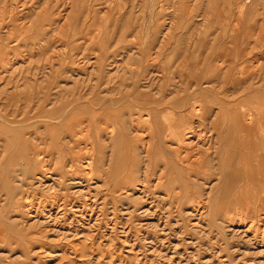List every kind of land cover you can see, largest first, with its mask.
<instances>
[{"label":"rangeland","instance_id":"374dc122","mask_svg":"<svg viewBox=\"0 0 264 264\" xmlns=\"http://www.w3.org/2000/svg\"><path fill=\"white\" fill-rule=\"evenodd\" d=\"M258 1L0 0V264H264Z\"/></svg>","mask_w":264,"mask_h":264},{"label":"bare ground","instance_id":"6f19581e","mask_svg":"<svg viewBox=\"0 0 264 264\" xmlns=\"http://www.w3.org/2000/svg\"><path fill=\"white\" fill-rule=\"evenodd\" d=\"M245 1H251V0H245ZM259 1H261V0H259ZM258 1V2H259ZM246 4V3H245ZM248 4V3H247ZM251 4V3H250ZM250 10V9H249ZM244 12V11H243ZM238 14H239V12H238ZM244 15V14H243ZM263 15V14H262ZM247 61V60H246ZM245 61V62H246ZM225 62V61H224ZM243 62V61H242ZM12 64V63H11ZM237 64H239V63H237ZM247 64V63H246ZM13 65V64H12ZM211 65V64H210ZM249 65V64H248ZM251 65V64H250ZM217 66V65H216ZM222 66H225V65H222ZM228 66H230V65H228ZM237 66H239V65H237ZM252 66V65H251ZM237 68V67H236ZM251 68V67H250ZM235 69V68H234ZM236 70V69H235ZM211 81V80H210ZM209 81V82H210ZM229 82V81H228ZM206 86V85H205ZM210 89V88H209ZM105 102V101H104ZM160 102V101H159ZM201 102V101H200ZM105 104V103H104ZM145 105H147V103L145 104ZM101 106V105H100ZM112 106V105H111ZM151 106V104H149V105H147V108L148 107H150ZM191 106V105H190ZM170 107V106H169ZM65 108V107H64ZM63 108V109H64ZM75 108V107H74ZM73 108V109H74ZM193 108V107H192ZM205 108H206V105H205ZM67 109V108H66ZM64 110V111H61V115L64 117V116H66V113H67V110ZM193 110V109H192ZM144 111V110H143ZM161 111V110H160ZM195 111V110H194ZM105 112V111H104ZM201 112V111H200ZM55 113V111H54V109L52 110V114H54ZM71 113V112H70ZM106 113V112H105ZM145 113H148V115L147 116H145V120L146 121H143L142 123H140V124H138V125H140L141 127H150V124L152 125L154 122H155V120H157L158 118H160V117H163L165 114L164 113H160V112H154V111H151V109L150 110H145ZM160 113V114H159ZM190 113H192V112H190ZM203 113H204V111H203ZM107 114V113H106ZM136 114V113H135ZM141 114V112H138V114L137 115H140ZM176 114V113H175ZM174 114V115H175ZM194 114V113H193ZM197 114V113H196ZM199 114H201V113H199ZM145 115V114H144ZM192 115V114H191ZM198 115V114H197ZM204 115V114H203ZM209 115V114H208ZM207 115V116H208ZM61 116V117H62ZM158 116V118L156 119V117ZM193 116V115H192ZM196 117V116H195ZM0 118H2L3 120L6 118H4V117H0ZM83 118V117H82ZM81 118V119H82ZM216 118V117H215ZM78 119H80V118H78ZM141 119V121H142V119H143V117L142 118H140ZM162 119V118H161ZM172 120H167L166 121V126L167 127H169V128H171V127H177V128H179V130H180V133H182L180 136H179V141H178V145H179V149H181V147H183L182 146V144L185 142V141H188V140H190V139H194L196 136V132H195V129L194 128H191V130L188 132V133H185L186 131V129H188L187 128V123L186 122H183V120H187L188 118L187 117H181L180 118V120H178L177 119V117L176 118H171ZM207 119V118H206ZM8 120V119H7ZM60 120V119H59ZM160 120V119H159ZM175 120H177V121H175ZM8 121H10V120H8ZM8 121H7V123H8ZM62 121V120H61ZM105 121H107V120H101V121H99V122H101L102 124L103 123H105ZM136 121H140V120H136ZM199 121V120H198ZM241 122H242V120H240ZM5 122H6V119H5ZM59 122V121H58ZM66 122V121H65ZM160 122V121H159ZM159 122L157 121L156 122V124L157 125H159ZM201 122V121H200ZM4 123V122H3ZM14 123V122H13ZM164 123V122H163ZM243 123V122H242ZM241 123V124H242ZM2 124V123H1ZM12 124V121L11 122H9V125H11ZM79 124V123H78ZM15 125V124H14ZM154 125V124H153ZM161 125V124H160ZM163 125V124H162ZM249 125V124H248ZM8 126V125H7ZM156 126V125H155ZM242 126V125H241ZM4 127H5V125H4ZM12 127V126H11ZM76 127V126H75ZM157 127V126H156ZM244 127V126H243ZM62 128V127H61ZM249 128V127H248ZM105 129V128H104ZM151 129V130H150ZM150 129H148L147 131H148V133L150 134L151 133V138H149L148 140H147V142H145V144H142V148H147V149H145L147 152H150V149L152 150V148H153V146L155 145V141H156V139H157V137H156V133H154L153 131V129H154V126H153V128H151L150 127ZM162 129V128H161ZM243 129V128H242ZM164 130V129H163ZM2 131H3V129H2ZM7 131V130H6ZM75 132V131H74ZM4 133V132H3ZM5 133H7V132H5ZM162 134V133H161ZM165 134V133H164ZM77 135V134H76ZM146 136V135H145ZM176 136V135H175ZM78 137V136H77ZM146 137H148V136H146ZM162 137H163V135H162ZM10 138V136H7V140ZM141 139H143L142 137L141 138H137V139H135V143L136 144H132V146H133V148H135V149H139V140H140V142H141ZM175 139V138H174ZM158 140V139H157ZM165 142H167L169 139H167V137H165ZM176 140V139H175ZM163 141V140H162ZM125 142V141H124ZM154 142V143H153ZM158 142V141H157ZM176 142H177V140H176ZM190 142V141H189ZM194 142V141H193ZM220 142V141H219ZM46 143V142H45ZM130 142L129 141H127V143L126 144H128V146L130 147V145L131 144H129ZM191 144H192V142H190ZM158 144V143H157ZM161 144V143H160ZM196 144V143H195ZM221 144V143H220ZM162 145H163V142H162ZM159 147H161L160 145H159ZM232 147V146H231ZM230 147V148H231ZM4 148V147H3ZM131 148V147H130ZM177 148H178V146H177ZM185 148V147H184ZM47 149V148H46ZM121 149V148H120ZM154 149H155V147H154ZM162 149V148H161ZM183 149V148H182ZM217 149H219L220 150V148H217ZM232 149V148H231ZM237 149V148H236ZM129 150V149H128ZM165 150V155L166 156H164L165 157V160H167L168 161V159L169 160H172V158L174 157L173 156V153H172V150L171 149H164ZM184 150H186V149H184ZM218 150V151H219ZM222 150V149H221ZM121 151V150H120ZM217 151V150H216ZM223 151V150H222ZM226 151V150H225ZM260 151H262L263 152V147H262V145H261V147H260ZM48 152V151H47ZM155 152V151H154ZM178 152V151H177ZM182 152V151H181ZM146 153V152H145ZM161 153V152H160ZM159 153V154H160ZM221 153V152H220ZM227 153V152H226ZM239 153V152H238ZM48 154V153H47ZM218 154H219V152H218ZM228 154V153H227ZM227 154H226V157H227ZM262 154V153H261ZM41 155V154H40ZM46 155V154H45ZM139 155V154H138ZM144 155H147V154H144ZM175 156H177V155H179L178 153H177V155L176 154H174ZM229 155V154H228ZM238 155V154H237ZM42 156V155H41ZM49 156V155H48ZM48 156H46L47 157V159L45 160L44 159V157L42 158L43 160H45V161H50V160H48ZM162 156V155H161ZM181 156V155H180ZM209 156H210V154H209ZM224 156V155H223ZM235 156V155H234ZM45 157V158H46ZM151 157H153V156H151ZM127 158H128V155H127ZM180 158V157H179ZM239 158V157H238ZM238 158H237V160H238ZM153 159V158H152ZM207 159V158H206ZM173 160H175V159H173ZM220 160V159H219ZM222 160H223V158H222ZM129 161V160H128ZM152 161V160H151ZM240 161V160H239ZM239 161H235V160H233V162H232V160H231V162L230 163H228L227 165H224V166H226V168H230V170H232V168L236 171V173L234 174L235 175V178L236 179H240L241 178V180H242V178H244V176H245V174L246 173H248L249 171H250V169L248 170V168H252V165H251V163L250 162H248L247 160H243V162H244V165H243V168L242 167H240L239 166ZM162 162H164L163 160H162ZM41 163H42V161H41ZM41 163H39V165L41 164ZM51 163V162H50ZM149 163V162H148ZM179 163V162H178ZM207 163H209L208 162V160H207ZM259 163V162H258ZM261 163V162H260ZM168 164H169V161H168ZM224 164H225V162H224ZM240 164H241V162H240ZM181 165V164H180ZM255 165H258L257 163L255 164ZM42 166H43V164H42ZM49 166V165H48ZM51 166V165H50ZM150 166V165H149ZM166 166V165H165ZM169 166V165H168ZM177 166V165H176ZM223 165H221V167H222ZM147 167H148V165H147ZM171 167V166H170ZM172 167H173V165H172ZM179 167V166H178ZM4 169V167H1V169ZM44 168V167H43ZM219 168V167H218ZM226 168L224 169V170H226ZM237 168H239V169H237ZM46 169H48V168H46ZM166 169V168H165ZM49 170V169H48ZM149 171V170H148ZM23 172H25V171H23ZM46 172H47V170H46ZM49 172V171H48ZM51 172V171H50ZM162 172V171H161ZM226 172V171H225ZM231 172V171H230ZM233 172V171H232ZM232 172L230 173V174H232ZM149 173V172H148ZM47 174H49V173H47ZM51 174V173H50ZM147 174V173H146ZM166 175V174H165ZM226 175V174H225ZM258 175H259V177H260V180H262L261 179V177L263 178V176H264V171H258ZM220 176V175H219ZM224 176V175H223ZM231 176V178L233 177L232 175H230ZM38 177V176H37ZM49 176L47 175V178H48ZM163 177V176H162ZM226 177H228V174L224 177V178H222V179H225ZM46 178V177H45ZM164 178V177H163ZM37 179H41V177L40 178H37ZM49 179V178H48ZM36 180V179H35ZM44 180V179H43ZM50 180V179H49ZM233 180V179H232ZM237 180V181H238ZM41 181V180H40ZM45 181V180H44ZM48 181V180H47ZM225 181V180H224ZM234 181V180H233ZM157 182V181H156ZM46 183V182H45ZM139 183V182H138ZM237 183V182H236ZM242 183V182H241ZM36 184H38L37 183V180H36ZM56 184V183H55ZM231 184L232 183H230V184H228L229 186H231ZM243 184V183H242ZM22 185V184H21ZM39 185V184H38ZM41 185V184H40ZM47 185V184H46ZM53 185V184H52ZM51 185V186H52ZM42 186V185H41ZM41 186H39V187H41ZM43 186H45V185H43ZM234 186H235V184H234ZM233 186V187H234ZM38 188V187H37ZM36 188V189H37ZM42 188V187H41ZM40 188V189H41ZM48 188H51V187H49L48 186ZM47 188V189H48ZM53 188H55V187H53ZM222 188H224V187H222ZM228 188V187H227ZM230 188V187H229ZM39 189V190H40ZM76 189V188H75ZM237 189V188H236ZM38 190V191H39ZM51 190V189H50ZM53 190V189H52ZM228 190V189H227ZM232 191V190H231ZM223 192V191H222ZM234 192H236V191H234ZM234 192H233V194H234ZM227 193V191L225 192V194ZM222 195H224V194H222ZM230 195V194H229ZM238 195H239V193H238ZM255 195H256V193H255ZM257 195H259L258 193H257ZM254 196V195H253ZM226 197H227V194H226ZM225 197V198H226ZM238 197V196H237ZM264 197V196H263ZM230 198V197H229ZM222 199L223 198H221V201H222ZM255 199V198H254ZM212 201H213V199H212ZM229 202V201H228ZM255 202V201H254ZM264 202V201H263ZM28 203H26V206H25V208H27L28 207V205H27ZM32 204V203H31ZM40 204V203H39ZM220 204H221V202H220ZM219 204V205H220ZM228 204V203H227ZM237 204V203H236ZM263 204V203H262ZM213 205L215 206V204L213 203ZM212 205V206H213ZM224 206V205H223ZM222 206V207H223ZM225 207V206H224ZM244 208H245V206H243ZM251 207H252V205H251ZM254 207V206H253ZM32 208V207H31ZM231 208V207H230ZM62 209V208H61ZM149 209V208H148ZM235 209H236V207H235ZM26 210H30V208H28V209H26ZM26 210H24V211H26ZM227 210V209H226ZM226 210H225V212H226ZM234 210V209H233ZM233 210H232V212H233ZM253 210H254V208H253ZM252 210V211H253ZM256 210V209H255ZM254 210V211H255ZM61 211V210H60ZM253 211V212H254ZM32 213V212H31ZM234 213V212H233ZM33 217V216H32ZM37 217V216H36ZM40 217V216H39ZM262 217V216H261ZM6 218V217H5ZM33 218H35V217H33ZM40 219V218H39ZM3 220V219H2ZM35 220H36V218H35ZM17 221V220H16ZM31 221V220H30ZM38 221L39 220H37V223H38ZM28 223H29V221H27ZM44 223H45V221H44ZM253 223V222H252ZM13 224V223H12ZM11 224V225H12ZM34 224V223H33ZM35 224H36V222H35ZM28 225V224H27ZM30 225V224H29ZM39 225H42V224H40L39 223ZM31 226H32V224H31ZM43 226V225H42ZM249 226V225H248ZM251 226V225H250ZM29 227V226H28ZM44 227V226H43ZM264 227V226H263ZM48 228V227H47ZM263 229V228H262ZM46 230V229H45ZM247 230H248V228H247ZM250 230V229H249ZM244 231H246V230H244ZM262 232V231H261ZM247 232H245V234H246ZM79 234V233H78ZM30 235V234H29ZM261 235H263V234H261ZM260 235V236H261ZM247 237V236H246ZM262 237V236H261ZM31 238H33V237H31ZM29 241V240H28ZM263 248V247H262ZM261 252V251H260ZM261 254H262V252H261ZM44 255V254H43Z\"/></svg>","mask_w":264,"mask_h":264}]
</instances>
